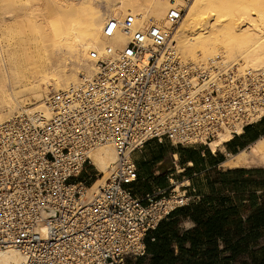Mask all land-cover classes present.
Returning <instances> with one entry per match:
<instances>
[{"label": "built area", "instance_id": "2783aa9c", "mask_svg": "<svg viewBox=\"0 0 264 264\" xmlns=\"http://www.w3.org/2000/svg\"><path fill=\"white\" fill-rule=\"evenodd\" d=\"M184 10L171 8L164 27L135 28L128 15L125 47L111 61L93 51L97 75L50 94V116L17 113L0 124V250H20V264H127L189 203L173 191L136 195L133 153L151 140L209 145L264 118V72L182 61L173 35ZM104 143L117 159L87 197L101 175L89 155Z\"/></svg>", "mask_w": 264, "mask_h": 264}, {"label": "bare ground", "instance_id": "6f19581e", "mask_svg": "<svg viewBox=\"0 0 264 264\" xmlns=\"http://www.w3.org/2000/svg\"><path fill=\"white\" fill-rule=\"evenodd\" d=\"M171 8L185 9L173 35L184 63L218 60L241 72H264V0H0V124L17 113L50 116V94L97 75L93 51L111 61L125 47L129 36L122 23L128 15L135 17V28L164 27ZM236 131L241 133V126ZM231 138L230 131L222 132L209 146L216 152ZM89 156L101 175L86 186L87 197L117 159L112 143L97 146ZM222 165H264V136L228 155ZM180 185H174L175 198L184 196ZM23 259L16 248L0 250V264Z\"/></svg>", "mask_w": 264, "mask_h": 264}, {"label": "crops", "instance_id": "0c3cea01", "mask_svg": "<svg viewBox=\"0 0 264 264\" xmlns=\"http://www.w3.org/2000/svg\"><path fill=\"white\" fill-rule=\"evenodd\" d=\"M262 136H264V118L255 124L246 126L241 133L224 142L216 152L211 150L210 143L209 145L199 143L177 145L169 141L158 143L156 140H151L145 146L155 145L156 150L153 155L146 157L137 154L142 153L145 146L133 153L139 178L130 185V189L136 195L143 197L146 193L158 189L168 191L173 186L169 179L172 182L177 179L182 185H180L182 193L189 197L188 204L172 211L171 218L175 223L176 231L168 233L171 244L167 259L170 264H207L208 254L214 257L218 255L219 261L223 263L224 258L229 259L232 256L230 245L229 247L226 245L223 237L232 238L231 243H234L239 236L249 233L248 229L245 233H239L233 225V220L238 221L241 218L246 221L251 214H254L256 202L259 204L262 202L263 191H257L259 196L256 199L254 191L251 190L252 187L243 188V185H234L233 182H223L216 178L218 172H225L229 169L264 170L259 166L231 168L222 165L228 155L248 148ZM178 147H181L182 155L176 152ZM167 153L171 155V166L168 169L164 166ZM177 168L179 172L176 171ZM170 175L176 178H170ZM222 216L229 222L224 229L216 227L218 217ZM207 222L213 223V227L207 228ZM155 230L150 231L146 237L151 242V248L157 242ZM145 245V255L129 259L127 264H150L153 255L149 252L147 241ZM263 246L264 237L253 249ZM244 260L250 261L248 254L230 261L231 264H241ZM217 261L215 258L214 263Z\"/></svg>", "mask_w": 264, "mask_h": 264}, {"label": "trees", "instance_id": "16d2710c", "mask_svg": "<svg viewBox=\"0 0 264 264\" xmlns=\"http://www.w3.org/2000/svg\"><path fill=\"white\" fill-rule=\"evenodd\" d=\"M184 149V148H182ZM176 152L182 155L181 147H178ZM248 175V176H246ZM223 182H233L234 185L252 187L251 190L254 191V196L258 198L257 191L262 190L261 194L262 202L259 204L256 202L254 207V214H251L246 221L233 220V225L238 229L239 233H245L246 229L249 230L248 234L239 236V238L231 243L232 238L223 237L226 245L232 250V256L230 260H234L236 257H239L244 254H248L249 260H244L241 264H264V246L259 249H253L254 246L259 245V240L264 237V170L263 169H229L225 172H218L217 178ZM172 212L165 219L161 220L159 225L155 230L156 241L151 248L150 240L146 239L147 247L149 252L152 253L153 258L150 264H170L167 255L170 248V238L168 233L170 231H176V226L174 221L171 218ZM221 218V220H219ZM229 222L225 220V217H218L216 222V227L224 229ZM213 223H206V227H213ZM208 263L207 264H231V261L228 258H224L223 263L219 261L218 255L208 254ZM218 261L214 263V259Z\"/></svg>", "mask_w": 264, "mask_h": 264}, {"label": "rangeland", "instance_id": "374dc122", "mask_svg": "<svg viewBox=\"0 0 264 264\" xmlns=\"http://www.w3.org/2000/svg\"><path fill=\"white\" fill-rule=\"evenodd\" d=\"M20 110H21V109H20ZM143 148H144V147H143ZM143 148H142V149H143ZM155 150H156V147H155L154 144H152L151 146H145V148L143 149L142 153H137V154H138V155L141 154V156H146V157H148V156L153 155L154 152H155ZM169 152H170V151H169ZM137 154H136V155H137ZM170 156H171L170 153H167L166 158H165L164 166H166L167 169L171 166V164H170V161H171ZM158 166H159V165H158ZM259 167H263V168H264V165L259 166ZM89 169H91V168L89 167ZM176 171L179 172V171H178V168L176 169ZM167 172H170V171H167ZM170 178H176V177H174L173 175H170ZM180 180H181V179H180ZM169 182H170V184L173 183V186L167 191V193H166L167 195H168L171 191H173V188H175L174 185H176V183H180L179 180H177V179H175L174 182H172L171 179H169Z\"/></svg>", "mask_w": 264, "mask_h": 264}]
</instances>
